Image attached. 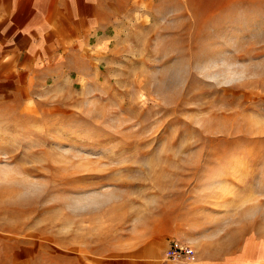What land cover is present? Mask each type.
Instances as JSON below:
<instances>
[{
  "label": "rangeland",
  "instance_id": "rangeland-1",
  "mask_svg": "<svg viewBox=\"0 0 264 264\" xmlns=\"http://www.w3.org/2000/svg\"><path fill=\"white\" fill-rule=\"evenodd\" d=\"M90 41L0 79V264H264V0Z\"/></svg>",
  "mask_w": 264,
  "mask_h": 264
},
{
  "label": "crops",
  "instance_id": "crops-1",
  "mask_svg": "<svg viewBox=\"0 0 264 264\" xmlns=\"http://www.w3.org/2000/svg\"><path fill=\"white\" fill-rule=\"evenodd\" d=\"M127 1L0 0V79L89 46Z\"/></svg>",
  "mask_w": 264,
  "mask_h": 264
}]
</instances>
